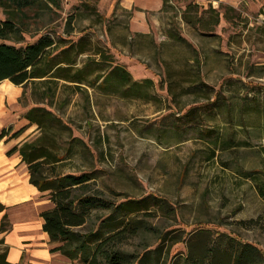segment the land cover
<instances>
[{"label": "rangeland", "instance_id": "obj_1", "mask_svg": "<svg viewBox=\"0 0 264 264\" xmlns=\"http://www.w3.org/2000/svg\"><path fill=\"white\" fill-rule=\"evenodd\" d=\"M120 1L62 0L55 21L45 17L36 35L26 34L19 44L49 34L51 64L63 60L54 73L86 80L47 74L22 103L32 107L51 87V106L39 104L68 121L89 151L75 147L72 160L93 168L106 194L112 188L118 202L129 201L135 222L157 229L151 247L180 255L227 242L233 254L252 244L264 264V0H170L166 10L164 0L158 10L156 0H141L144 10ZM189 2L192 15L217 10L214 30L186 22ZM118 64L151 81L132 92L115 80L103 89Z\"/></svg>", "mask_w": 264, "mask_h": 264}, {"label": "trees", "instance_id": "obj_2", "mask_svg": "<svg viewBox=\"0 0 264 264\" xmlns=\"http://www.w3.org/2000/svg\"><path fill=\"white\" fill-rule=\"evenodd\" d=\"M169 2L164 0L161 9L166 10ZM192 6L189 2L182 12L186 22L214 30L220 22L217 10L210 7L199 15H192ZM62 8V0H0V82L8 78L14 84L22 85L21 103L26 98L28 85L47 74L70 82L86 80L80 72L73 76L54 73V68L63 60L51 64V51L57 48V43L49 34L41 35L31 43L19 44L24 42L26 34L36 35L41 30L46 23L45 17L49 23L55 21ZM261 12L264 13V5ZM67 63L71 64L70 60ZM112 80L127 84L131 92L151 81L150 78L134 80L131 73L119 64L107 72L101 87L104 89ZM53 95L50 86L44 88L35 104L22 115L28 123L18 130L12 132L13 126L0 128V140L5 136L8 140L19 138L36 124V134L24 137L7 153L21 155L22 161L28 165L30 182L47 194L51 206L41 211L40 217L43 218L42 229L49 234L51 241L59 243L52 251H59L76 264H231V256L233 264L261 263L263 257L252 244H240L234 248L233 254L228 252L227 242L223 247L209 246L206 250L180 255H172L168 250L164 252L161 245L151 247L154 240L162 237L157 229L135 222L129 201L118 202L113 197L112 188L106 194L100 188L93 168H84L72 160L77 155L75 147L89 151L84 141L74 136L68 121L39 104L51 106ZM258 192L264 198V185L259 184ZM261 219L264 224V215ZM8 224L3 216L0 230H7ZM139 236L136 248H132L130 241ZM6 252L7 248L2 249L0 264H13L5 260Z\"/></svg>", "mask_w": 264, "mask_h": 264}, {"label": "crops", "instance_id": "obj_3", "mask_svg": "<svg viewBox=\"0 0 264 264\" xmlns=\"http://www.w3.org/2000/svg\"><path fill=\"white\" fill-rule=\"evenodd\" d=\"M120 2L129 8L132 5L143 10L149 8L141 0ZM161 5L162 0H156L155 9ZM134 28L147 30V27ZM22 93V85H16L8 78L0 82V128L27 123L22 115L29 107L19 101ZM6 138L0 140V205L3 206L0 223L3 216L9 222L7 230H0V244L7 248L5 260L13 264H22L24 259L27 264H76L59 251H52L59 243L51 241L49 234L42 229L43 218L40 217V212L51 206L47 194L30 182L28 165L22 161L21 155L18 152L7 153L23 138Z\"/></svg>", "mask_w": 264, "mask_h": 264}]
</instances>
